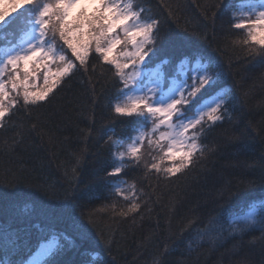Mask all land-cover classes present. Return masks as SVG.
Segmentation results:
<instances>
[{"label": "trees", "instance_id": "trees-1", "mask_svg": "<svg viewBox=\"0 0 264 264\" xmlns=\"http://www.w3.org/2000/svg\"><path fill=\"white\" fill-rule=\"evenodd\" d=\"M147 3L162 18L167 16L162 3H171L177 12L179 27L168 20L165 28L179 41L166 43V52L194 51L222 68L221 85L229 92L230 102L225 121L204 138L212 151L206 150L203 160L171 183L157 181L155 176L144 179L142 168L128 170L122 178L136 182L144 191L141 208L134 217L115 215L103 178L110 156L104 141L113 131L124 134L129 128L108 120L106 105L115 88L106 83L111 75L107 66L97 65L94 74L89 69L94 81L98 80L94 104L89 75L80 73L50 103L30 115L21 108L0 128V225L24 227V220L30 219L64 233L75 244L65 245L57 264H240L245 258L249 264H264V239L259 230L219 246L203 242L197 246L193 241L192 250L188 244L196 226L182 231L194 212L206 221L218 212L244 215L253 209L264 211V62L233 44L243 35L228 34L227 16L217 14L213 20L208 11L205 18L215 0ZM10 32L15 31L0 29L3 35ZM91 113L93 131L85 142L81 129L89 126L86 117ZM77 153L82 154L78 166L73 159ZM69 190L75 197L71 219L41 214L42 208L55 207ZM115 201L116 212L125 208L121 198ZM19 209L25 210L22 215H17ZM90 213L92 223L88 222ZM73 221L87 229V239L81 238ZM105 238L111 241L110 248L104 247ZM4 259L0 251V264Z\"/></svg>", "mask_w": 264, "mask_h": 264}, {"label": "snow or ice", "instance_id": "snow-or-ice-1", "mask_svg": "<svg viewBox=\"0 0 264 264\" xmlns=\"http://www.w3.org/2000/svg\"><path fill=\"white\" fill-rule=\"evenodd\" d=\"M161 7L167 11L166 17L154 14L147 0H5L0 6V29L20 34L17 42L0 47V128L21 108L30 115L50 103L80 73L89 75L94 104L98 80L94 81L89 69L94 74L97 65L107 66L111 75L106 83L115 88L106 105L108 120L127 125L129 131L107 135L104 143L110 156L103 178L107 197L113 200V213L125 218L140 211L144 196L136 182L122 178L128 170L142 168L144 179L155 176L167 183L186 176L205 158L206 150L212 151L204 138L225 121L230 102L229 92L221 85L223 71L218 63L194 51L178 55L165 51L166 43L179 41L165 25L172 20L179 27V20L171 3ZM208 11L213 20L217 14L227 16L228 34L243 35L233 44L264 62V0H215L206 10V19ZM188 30L185 26L184 31ZM86 119L89 126L81 129L85 142L92 135L94 113ZM81 155L74 154L77 166ZM76 170L74 166L73 176ZM116 197L125 202L119 212L115 211ZM74 198L69 190L55 207L42 208L41 214L71 219ZM24 211L19 209L17 215ZM92 215H88L89 223ZM73 224L81 238L87 239V229ZM193 226L189 250L193 241L197 246H219L255 230L264 239V211L253 209L244 215L218 212L206 221L194 212L182 231ZM66 244L74 246L75 242L30 219L24 220V227L0 225L2 264H57ZM103 244L106 249L111 247L107 238ZM12 256L20 258L12 260ZM240 264L249 262L245 258Z\"/></svg>", "mask_w": 264, "mask_h": 264}, {"label": "rangeland", "instance_id": "rangeland-1", "mask_svg": "<svg viewBox=\"0 0 264 264\" xmlns=\"http://www.w3.org/2000/svg\"><path fill=\"white\" fill-rule=\"evenodd\" d=\"M5 4V0H0V6H3ZM11 30V29H10ZM9 42H12V40L11 39H8L7 41H6V43L5 44H7V43H9ZM13 43V42H12ZM15 43V42H14ZM207 99V98H206ZM146 158H148L147 156H146Z\"/></svg>", "mask_w": 264, "mask_h": 264}]
</instances>
